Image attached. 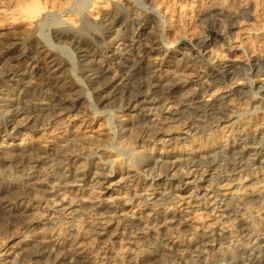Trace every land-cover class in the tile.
<instances>
[{"label":"bare ground","instance_id":"1","mask_svg":"<svg viewBox=\"0 0 264 264\" xmlns=\"http://www.w3.org/2000/svg\"><path fill=\"white\" fill-rule=\"evenodd\" d=\"M140 1L152 5L155 0ZM232 1L234 3L231 2L233 6L230 8L224 2L212 0L211 7L198 10L196 14L199 20L203 17L226 18L229 21L228 30L213 27L192 44L180 37L178 45H171L166 50L169 54L165 53L167 58L159 62L161 58L157 60V57V61H152L153 56L161 53L162 44L157 37L159 33L156 35L153 31L148 36L149 30L145 36L144 32L145 26L164 16L157 10H154L155 13L139 10L132 0H126L121 6L117 5L114 13L105 14L101 21L91 22L89 14L95 6L92 3L87 8L76 10V21H72L70 15V19H56L58 26L55 23L54 31H50L49 44L36 34L48 17V7L39 0H24L26 5L20 12L27 23L25 28L0 32V207L4 216L14 221L17 211H30L31 215L24 219V224L18 229L20 231L13 236V245L20 246L16 250H21L20 254L27 257L26 260L23 257L25 261L20 264H35L43 259L48 264H61L64 260L68 264H83L91 258L94 264H136L134 260L140 255L156 256L160 261L158 264H264V219L259 218V214L264 213L263 123V128L255 130L250 136L247 132L246 137L241 136L244 130L233 132L239 138L225 141L228 149L219 147L218 151L209 149L206 153L195 150L193 154L182 156L168 155L167 152L148 155L142 151L135 152L132 142L126 138L130 134L113 139L110 150H103L106 148L104 143L108 142V130L94 135L83 132L68 136L66 131L57 130L75 116L71 114L86 85H98L92 90L93 93L112 88L117 70L124 67L126 62L131 63L133 69L145 71L146 82L142 87L147 92L136 88L137 93L129 96L131 103L121 99L119 105H115L116 111L139 112L138 115L145 121L140 120L139 123L144 126V136L149 130L155 131V142L151 144L165 143L169 147L172 145L170 142L175 141L172 136L180 138L191 135L201 125L195 112L215 119L214 128H228L235 125L240 116L264 111V85L256 87L254 96L241 94L238 102L233 94V98L229 95L215 97L213 93L203 90L205 86L211 87L213 81L209 82L208 79L216 74L229 76L235 82L245 80L250 91L253 90L254 79L264 73V66L256 64L257 60L241 68V73L239 68H235L236 60L233 59L221 64L219 68L224 72L217 68L219 65H216L211 46L214 48L216 40L223 36H226L223 39L234 43L228 51L234 52L235 59L248 53L250 56H264V27L245 32V25L242 24L249 12L251 14L253 11L255 15L260 12L258 10L262 8L258 3H264V0ZM63 13L65 11L61 13L62 16ZM74 21L78 26L72 23ZM225 24L228 23L222 25ZM179 31L177 29L174 35ZM170 39H166V42ZM62 49H71L72 57L64 56ZM193 54L198 57L194 58ZM174 55L181 56L178 61H181V68L187 70L176 74L169 71ZM187 58L190 64L203 59L208 65L207 72L200 76L201 71L198 70V74L192 77L193 64H187ZM75 67L80 76L78 78ZM161 67L166 69L160 70ZM160 72L164 75L158 74ZM175 78L179 80L174 81ZM191 83L204 91L201 98L195 96L177 101V87L183 85L187 92ZM228 88L227 83H222L216 89L224 91ZM84 96L89 100L94 115L105 113L98 110L95 101H90L88 92ZM19 101L24 107H18ZM25 104H31L32 108ZM168 106L173 110L170 111ZM164 108L170 111L164 110L166 117L161 116ZM45 112L53 116L41 121ZM107 113L109 118H106V124H109L108 120L117 118L120 122L125 121V115L117 117L114 113ZM211 119H208L210 123ZM24 130L54 137L58 134V141L39 143L38 139L32 140L31 135L23 137ZM127 131L131 132L130 129L119 132ZM55 146L58 148L55 149ZM236 148H240V152ZM57 149L62 158L58 156L60 160L56 161L57 156L54 160L52 155ZM227 150L232 155L240 156L233 159V163H228L226 158L229 157L225 158ZM109 154L117 156L121 163L114 166L115 160H111ZM194 156L201 162L195 160ZM243 156H248V162L242 159L238 161ZM221 157L229 164L226 171L221 166ZM7 188L29 189L32 195L24 198L21 193L23 196L19 195L20 198L8 200V196H1ZM83 208L87 212L84 210V216L78 215ZM200 211L209 214L206 222L197 223L192 219ZM136 233L140 237L134 236ZM126 235L129 238L124 242ZM147 238H151V241ZM144 239L153 243L146 245ZM156 242L164 243L169 248L164 250ZM12 248V245L9 246L8 251ZM9 263L12 264L4 257L0 258V264Z\"/></svg>","mask_w":264,"mask_h":264},{"label":"rangeland","instance_id":"2","mask_svg":"<svg viewBox=\"0 0 264 264\" xmlns=\"http://www.w3.org/2000/svg\"><path fill=\"white\" fill-rule=\"evenodd\" d=\"M39 1L42 4L45 3L44 6L45 7L47 6L49 11H48V14H47L48 17H46V19L43 20V22L40 25L39 29L36 31V34L38 35V38H40L41 40L47 41L49 44H51L50 33L54 31L53 27L58 26V24H57L58 21L57 20L60 21L62 18L63 19H67V18L70 19V17H71L72 21L73 20L76 21V18L74 16L76 14L75 12H76L77 9H80L81 7L87 8L88 6H91L92 3L95 4V6H93L91 8V9H93V8L94 9L91 10V12H90L91 15L89 14V21L98 22V21H101L103 19V16H105V14L114 13L117 5L121 6L123 3L126 2V0H96V1L95 0H89V1L87 0L85 2H83V0H68V1L67 0L66 1H64V0H39ZM132 1H133L132 2L133 5H135L139 10L146 9L148 12H151V13H155V11L157 10L156 12H158V13L160 12V15H164V16H161L160 18L158 17L153 22H151L147 26H145V30H144V32L146 33V34L144 33L145 36H147L148 34H149L148 36H150L153 31L156 32V35H157V33H159L157 37H158V40L162 44L160 55L153 56V58H152L153 60L152 61H154V60L157 61V60H159L161 58V60H159V62H161V61L163 62L164 59L167 58L165 56V53L169 54L168 52H166V50L168 48H171V45L173 47H176V45H178V40H179L180 37H184L188 41V43H191V42L192 43H196L199 38H201L202 36H205V34H207V32L213 27H215L218 30H225V31L228 30V26L227 25H229V21L226 18H223V19L219 18L222 21V23H221V21L218 20V18H214V17H207L206 18V17H203V18H200V20H199V17H197L198 15H196V14H198V10H202V9L204 10V9H207V8L212 6L211 5L212 4V0H155L154 3H155V6L157 7V9H155L154 3L152 4L153 5L152 6L150 3H149L150 5H149L148 2H146V1H143V4H142V1H140V0H132ZM23 2H24V0H0V32H10L11 30L15 31V30H18V29L21 30V29L25 28L27 23H25L26 21L23 19V15L24 14L20 12L21 8L24 5H26ZM144 2H145V5H144ZM219 2H221V3L224 2V4L226 3L225 5L226 6L227 5L230 6V8H232V6H233L232 3H234L232 0H219ZM258 5L260 6V8H262L261 10H258L260 12H257L259 15L257 13L255 15L253 13V11L251 12V14L249 12V14L245 15V19H244L245 22L242 23V24L245 25L244 26L245 32H248V30H254V29H256V27H257V29L264 27V15L262 14V10L264 12V3L259 2ZM149 6H152V7H149ZM158 6H160V7L158 8ZM230 8H228V9H230ZM158 9L160 11H158ZM64 11H65V13H63V16H62L61 13L64 12ZM18 12H19L18 15L20 17H22L21 19L17 15ZM70 13H72V14H70ZM16 15H17V17H16ZM66 15H67V17H65ZM69 15H70V17H69ZM52 16H54V17H52ZM15 17H16V19H15ZM195 17H197L198 19L195 18ZM173 18H175V19L173 20ZM257 18H259V19H257ZM166 19L167 20L169 19L171 22H169V20H168V22L167 21L165 22ZM201 19H202L201 23H203V24L200 23ZM212 19L214 20V23H212L213 22ZM224 19H226V20H224ZM14 20H16V21H14ZM181 20H183L182 23H181L182 25L180 24ZM194 20H195V22H194ZM217 20L220 21V22H218ZM223 20H224V23H228V24H225V26L222 25V24H224ZM75 21L72 22V23H74V24L76 23L75 26H78L77 22H75ZM184 21H186V22H184ZM215 21L217 22V24H216L217 27L214 25L216 23ZM55 23H56V26H55ZM219 23H221V24H219ZM155 24H156V26H155ZM176 24H177V26L178 25L180 26V27L179 26L178 27L181 29V31H179V28L176 26ZM47 27H48V29H47ZM156 27H158V28H156ZM170 27L172 28V30H171ZM224 27H225V29H224ZM155 29H157L158 31L157 30L155 31ZM177 29L179 31L178 34L180 33V35L184 32L182 34L183 36L182 35L180 36L178 34L174 35V33H177ZM205 29H207V30H205ZM149 30H151V31L149 32ZM165 34H167L166 36H168V37L164 36ZM170 35L171 36L174 35V36L170 37ZM173 37H176V38H173ZM225 37L226 36H223L222 38H219L218 40H216L217 43H215V45H214V42H212V45H214V48L212 46H211V48L213 50V55L215 56L214 57L215 58V62H216V65H219L217 68H219L221 66V64L225 63V61L226 62H227V60L228 61H232V59L236 60L235 61V64H236L235 68H239V70H240L239 72L240 73L242 71L241 68L242 69L246 68L245 66L249 65L252 61H256L257 60L256 64H261L262 66H264V64L262 63L263 60H264V56L260 55V54H258V55L255 54V55H251L250 56V54L248 53V55H245V56H242V57H237V59H235V57H233V55H234L233 53L234 52H229L228 51L230 49V46H232L234 43L228 42L226 39H223ZM166 39H170V40H168V41H170V44H169L168 41L166 42ZM189 39L191 41H189ZM171 40L172 41L176 40V42L172 43ZM238 40L239 39H237L236 41H238ZM225 41H226V44H225ZM232 42H233V40H232ZM250 43L254 44L252 41H250ZM216 44H217V46H216ZM61 51H62V54L64 56L72 57V56H70L71 53H72L71 49H69V51L62 49ZM190 53L192 54V52H190ZM193 55H194L193 56L194 58L198 57L196 54H193ZM207 56L208 55H206V57ZM155 57H157V60H156ZM179 58L181 59V56H179V55L175 56L174 55V57L171 59L172 62L170 64V67L168 68L169 71H174L173 73H175V74L177 72H180V71H183V70L184 71L187 70V69L181 68V63H179L181 61H178V60H180ZM198 60H199V62L197 60H194L196 62H191V64H190V62H188L189 61L188 58L185 59V62L187 64H189V65L193 64V66H192L193 72H190L192 77L196 76L198 74V70H199V72L201 71V73H199L200 76H202L208 70V68H207L208 65L205 64L206 62H204L203 59H200V58ZM116 63H118V62H116ZM176 64H178V65H176ZM123 66L124 67H121V68H119L117 70V76L114 77V75H110V77H114V84H113L114 86H112V88L105 89L103 91L98 90L97 92L93 93L94 91L92 92V90L95 89L98 85H96V86L94 85L92 87L89 86V85L88 86L86 85V87H85L87 89V90L85 89V92L89 93V96H90V99H91L90 101L92 103H94V101H95L98 110H100L101 112L105 111L104 114L102 113L100 116L97 115V114L94 115V112L91 110V107H89L90 106V102H89V100H87V98H85V96H84L85 92H84V90H82V92H84V93H82L81 98H79V100L75 103V108L76 109L74 108L73 109L74 111L71 114L73 116L75 115L74 117L71 118L72 122H71V119H70L68 121L69 123L66 122L64 125H62V127L57 128V130L66 131L67 133L66 132L65 133H66L67 136L68 135H72V134H78V133L80 134V133H83V132L85 134H88V135H94V134H97V133H101L104 130H108L109 131V132L107 131V133H108L107 135L109 136L108 137V142H105L104 143L105 145L103 144L106 148L102 145V147L105 148L103 150H106V149L108 150L109 148L112 147L111 142H112L113 139H116L117 137H120L121 135L122 136H125V135L127 136L128 134H130L131 136L128 135L127 137L126 136L125 137L128 138L132 142V146H133L132 148L135 150V152L136 151H142L144 154H147V155L150 154V153L151 154H158V153L159 154H164L165 152H167L168 155H173V156L178 155V156H180V154H181V156H182L183 154H191V153L193 154L195 150L198 151V153H199V151L203 152V150H204V152L206 153V152H209V149L210 150H214V151L217 150L219 147H222V148L225 149L227 147L226 146L227 143L225 141H229L231 138L234 140L235 137L239 138L237 136V134H234L233 132H235L237 130L238 131L244 130V133H242L241 136L246 137L245 135L249 134V136H250L254 132L258 131L259 128H263L262 127L263 125H261V124L262 123L264 124V111L259 112V113L258 112L252 113L249 116H247V115L240 116L239 117V121L237 120L235 125H233L232 127H228V128H222V126H220V128H214V126L216 124V120L215 119H211L210 116L208 118L207 117L208 115H205V114H202V113L198 114V112H195L196 116H195V114H192V116L194 115L195 117H198V119L200 120L201 125L198 126L200 129L197 127V128H195L196 130L194 129V131L191 132V135H193V136H191V135H189V136H181L180 138H176V136H172L171 138H174L175 141L172 140L170 142V144H172V145L169 146V147H167L165 145V143H161L160 145L151 144L152 142H155V140H154L156 138V134H154L155 131L154 130L153 131L149 130L147 132V135L144 136L145 133L142 130L144 128V126L140 125V124H141V122H145V121H143L141 116L138 115L139 112H137V113L136 112L135 113L123 112V113H125V114H123V113H120V112L116 111L117 110L116 106H117V104L119 105L121 99L123 101L125 100L126 103H129V104L131 103V97H129V96H132L133 94L137 93L136 88L140 87V91L141 92H143V93L147 92V90L144 87H142L143 85H145V82H146L145 81L146 80L145 71L144 70L133 69L132 64L128 63V62L124 63ZM144 67H145V65H144ZM235 68L233 70L236 71ZM159 69L160 70H165L166 68L161 67ZM136 70H138V71H136ZM218 70L220 72H224L225 71L224 69L221 70L220 68ZM75 72L77 73L76 74L77 78L80 77L79 74H78L77 67H75ZM158 74L164 75L161 72L158 73ZM170 76H172V75L170 74ZM213 76L214 77L211 76V79H208L209 82L213 81V82H211L212 84H210L211 87L205 86L203 90L204 91L207 90L209 93H213V95L215 97L216 96L217 97H221L222 95L225 97V96L229 95L230 98H233V96L231 97V95L233 94L235 96L234 100L235 101L237 100V102L240 101L239 99L241 98V94L247 93L246 95H248V96H250V94L253 95V93L256 90V87L264 85V73H261L256 79H254L253 90H250V91L248 90L249 88H248L247 82L245 80H240V81H236L235 82L229 76H224V75L216 76V74H214ZM219 78H220V80H218ZM176 80H179V79L175 78L174 81H176ZM222 80H223V82H222ZM222 83H225V84L227 83V88H228V86H229V88L224 90V91L217 90L216 88H219V85L222 84ZM84 86H85V84H84ZM131 86L134 87V88H132ZM180 86L177 87L176 91L178 93L176 92V94H175V98L177 99V101L179 99H180L179 101L189 100V98L192 99L195 96L197 98H201V95L204 92L203 90L201 91V88H199V86H196L194 83L193 84L191 83L188 86L187 92L183 89V85H180ZM125 88H127V89H125ZM82 89H84V88H82ZM133 89H135L136 91L133 90ZM108 92H110V93H108ZM123 95H125V97ZM254 95H256V94L254 93ZM239 96H240V98H238ZM126 98L129 99V100L127 99L129 102L126 100ZM100 99H101V101H100ZM4 100H2L1 102L4 103ZM141 100L142 99H140V101ZM137 103H135V104H137ZM25 105H27L28 107L32 108L31 104H25ZM215 105H217V103H215ZM19 106L20 107L21 106L24 107V105L21 104L20 101H19L18 107ZM140 107L147 108L149 106H147V105L143 106L142 105ZM168 109L170 111L173 110L171 106H168ZM168 109L166 110L164 108L163 109L164 113L161 116H163V117L165 116L166 117L167 113H165V111L166 112L167 111L170 112ZM107 111L109 113H114L115 116H117V117H122V115H125V117H124L125 121L123 120L124 122H120L119 118H117V119L108 120L109 124H106L107 123L106 118H109V115H108ZM161 112H162V110H161ZM198 115H200L201 118ZM48 116L52 117L53 115L50 112L49 113L45 112L43 114V117H41V121L46 119V117L48 118ZM129 116H131V117H129ZM203 116L204 117L206 116V117L204 118ZM206 118L211 119L210 120L211 123ZM140 120H141V122H140ZM114 123L117 126H115ZM38 124L40 125V123H38ZM148 124H150V123H148ZM211 124H212V126H211ZM139 125H140V127H138ZM77 126H79L78 129L75 128ZM141 126H142V128H141ZM71 128H73V129H71ZM74 128L76 129V131L74 130ZM128 129H130V131L133 133V135H132L131 132L129 133L128 131H127L128 133L127 132H119L120 130H128ZM115 132H116V134H115ZM152 132H153V134H152ZM245 132H247V134ZM91 133H93V134H91ZM207 133H209V135H210L209 137H207V135H208ZM22 134H23V137H29V135H31L32 140H35V139L37 140L38 139L37 141L39 143L40 142L44 143L47 140H49L52 143L57 142L58 141V137L57 136H59L58 134L55 135V137L52 136V135L48 136L47 133H44V134L40 133V132H34L33 133V132H30V131H27V130H24L22 132ZM233 134L235 136H233ZM166 140H168V139H164V141H166ZM0 141H1V139H0ZM223 142H225V143H223ZM140 147H142L143 149L140 148ZM54 148L56 149V148H58V146H55ZM228 148H226V149H228ZM57 151H59V150L57 149L55 151V153L53 152L54 155H52V157L53 156L54 157L53 158L51 157L52 159H54L57 156V158H55L56 161H57V159L60 160L62 158L61 157L62 154L60 155V153L57 152ZM236 151L240 152V148H236ZM56 152H57V154H56ZM58 153H59V155H58ZM226 154L227 155H225V158L229 157V159L226 158V162L228 161V163H233L234 162L233 159L238 158V156H240V155H238V156L232 155L231 153L228 152V150L226 151ZM58 156L60 157V159H59ZM108 157H110L111 160L112 159L115 160V162L113 163L114 166H118L121 163L119 161V159L117 158V156H115L113 154H109ZM193 158L195 160H198V162H201L200 159L196 158L195 156ZM221 159L223 161H221ZM221 159H219L220 162L222 164L224 163L223 165L221 164V166L226 171L228 169V167H229L228 166L229 164L225 163V161H224V159L222 157H221ZM240 159H242L243 162H248V156H243V157L239 158L238 161ZM229 161H232V162H229ZM41 179H44V178H41ZM206 179H208V178H206ZM40 182H42V181H40ZM150 182L151 181H149V183ZM4 187H5V185H4ZM11 190L12 189H10V188L5 189L1 196L3 197L5 195V196H8L7 197V198H9L8 200H14V199L20 198V196L22 195L21 193H23L24 198L26 196L29 197V196L32 195V191L29 190V189L12 190V191ZM16 195L17 196L20 195V196L17 197ZM5 196H4V198H6ZM82 210L83 211H81L78 215H83V214H85V212H87V210L85 208H83ZM84 210H86V211L84 212ZM2 212L4 213V211L1 210V207H0V255H1V257L6 258L8 262H12V264H18V263L20 264L21 262H24L27 259V257L25 258L24 255L20 254V252L22 253L21 250H19V249L16 250V248H18L20 246L13 245L15 243V241L13 239L14 238L13 236H14V234H16L17 231L18 232L20 231L18 229H21V227H22L21 225H23L24 221L26 219H28V215L31 216L30 215V211H25V212L22 213V210H21V211L15 212V213H17V215L15 214V219H16L15 221L13 220V218H12V220L6 218L5 217L6 216L5 213L3 214ZM261 217H263L262 219H264V213H263V215H262V213L259 214V218L260 219H261ZM81 218H82V216H81ZM192 219L195 222H197V223L206 222L209 219V214H207L206 212L200 211V212L196 213L195 215H193ZM7 220H9V221H7ZM10 220H11V222H10ZM262 221H264V220H262ZM134 236L140 237V235H138L137 233H136V235L134 234ZM124 237L123 238L125 240H123V241L125 242V241L128 240L129 236L126 235ZM150 239H148V240H150ZM148 240L144 239V241H145L144 244L149 245L150 243L151 244L153 243V242L149 243ZM146 241H147L148 244L146 243ZM11 245L13 246V248L8 251V248ZM158 245L159 246L162 245V247H164L163 248L164 250L166 248H169V246L164 245V243L163 244L159 243ZM31 246L32 245H30L29 247H31ZM26 247H24V248H26ZM162 247H161V249H162ZM29 249L32 250V251L34 250L33 248H29ZM7 254H8L7 257L4 256V255H7ZM18 254H20V255H18ZM21 256H22V258L24 257L25 260H24V258L22 259ZM20 259H22L23 261L20 260ZM91 259H88L87 261H85L87 263L83 262V264H94V259L93 260H91ZM10 260H12V261H10ZM64 261L65 262L61 261V264H63V263L64 264H68V261H66V260H64ZM40 262L42 264H48V262L46 260H44V259L43 260H39L38 262L36 261L35 264H41ZM135 262H136V264H158L160 261H159V259L156 256H152L151 257V256H147V255H140V256L136 257V260H134V263ZM9 264H11V263H9ZM49 264H52V263L50 262ZM80 264H82V263H80Z\"/></svg>","mask_w":264,"mask_h":264}]
</instances>
